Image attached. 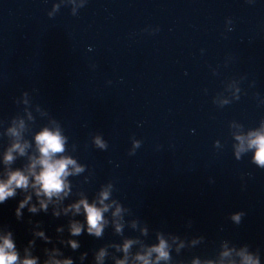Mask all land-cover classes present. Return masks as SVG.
Segmentation results:
<instances>
[{
	"label": "water",
	"instance_id": "95a60500",
	"mask_svg": "<svg viewBox=\"0 0 264 264\" xmlns=\"http://www.w3.org/2000/svg\"><path fill=\"white\" fill-rule=\"evenodd\" d=\"M80 3L0 0V153L18 113L28 127L25 138L47 123L39 104L61 122L69 146H77L73 155L87 165L72 183L90 199L100 184L115 183L114 197L133 212L125 216L126 238L156 243L162 232L172 248L170 264H238L234 253L221 259L236 244L259 248L264 264V170L250 163L251 151L236 160L239 142L230 135H247L264 118V0H88L82 9ZM224 100L231 103L221 106ZM95 133L107 141L106 151L92 147ZM133 138L142 143L129 156ZM21 198L0 205V224L14 232L21 256L32 239L29 218L42 221L36 230L54 243L79 240L77 252L62 251L74 259L88 252L83 264L93 250L122 242L113 229L103 240L70 237L67 217L43 212L30 216L25 209L18 222ZM239 211L245 216L237 226L230 216ZM135 219L148 228L147 237L130 227ZM36 246L33 255L41 257L52 247L40 239ZM138 250L135 245L133 253Z\"/></svg>",
	"mask_w": 264,
	"mask_h": 264
},
{
	"label": "clouds",
	"instance_id": "9594fccd",
	"mask_svg": "<svg viewBox=\"0 0 264 264\" xmlns=\"http://www.w3.org/2000/svg\"><path fill=\"white\" fill-rule=\"evenodd\" d=\"M69 2L74 4L75 0H69ZM87 2L88 0H81L78 7L84 8ZM59 7V4L55 5L53 12L48 15L51 17L59 10ZM71 15L76 16V7L72 8ZM243 78L246 79V77ZM21 96L25 98L23 102L28 104L29 93L25 91ZM16 103L18 105L19 101L17 100ZM213 103L215 104V101ZM230 103L231 101L224 100L221 106ZM36 111L48 119L47 123L40 125L39 130L33 132L30 138H25L28 127L25 120L19 118V113L10 119L11 127H8L4 133L9 138V143L0 153L2 155L0 164L3 165L0 171V205L6 204L10 199H16L17 196L22 197L14 210V216L18 222H23L25 209L30 216L43 212L46 215L50 214L54 219H59L61 216L67 217L68 235L73 238L87 235L96 240H103L106 230L113 229L112 235L119 237L122 242H108L98 250H93L90 264H106L108 261H111V264H130V261L131 264H161V262L170 264L173 260L172 248L162 232H156V241H158L156 243H146L134 237L126 238L125 216L132 215L133 212L114 197L117 189L113 181L100 184L91 199L79 185L72 183L70 178L82 176L88 170L87 165L81 164L73 155L77 151V146L75 143L69 146V137L65 135L61 122L52 117L48 111H41L39 104ZM28 119L37 123L31 113L28 114ZM4 123V120H0V125ZM230 135L239 142L233 145L236 160L239 161L242 154L251 151L253 155L250 163L264 170V118L260 121V127L249 130L247 135L231 133ZM141 143L140 140L133 138L128 155L134 156L141 147ZM91 145L100 151H106L109 147L100 133L91 135ZM17 160H23L24 163L14 168ZM91 175L92 173L89 172L84 183L89 182ZM34 198L35 202H33ZM244 216L245 213L239 211L232 214L230 219L238 226ZM27 223L30 226L32 239H29L28 246L23 248V256L17 247L15 234L10 226L0 224V264H41L42 258V264H76L77 260L79 264H83L88 258V252H83L74 259L72 256H65L62 251L70 246L72 252H77L81 247L79 240L57 239L54 243L53 238L46 236L44 231L36 230L43 227L42 221H33L29 218ZM130 227L133 230L138 229L141 236H148V228L140 227L139 219L132 220ZM55 232L63 233L64 228L57 227ZM37 239L42 240L45 245H52L51 248L42 249V257L33 255L37 250ZM175 239L172 237L173 242ZM57 243L62 247H57ZM135 245H139V250L133 253ZM110 249L122 254V258H118L116 254L109 251ZM233 253L239 258L238 264H262L259 248L251 250L248 244L239 246L236 244L231 250L223 251L221 259L232 257ZM193 264H200V262L193 261ZM230 264H237V260L232 259Z\"/></svg>",
	"mask_w": 264,
	"mask_h": 264
}]
</instances>
